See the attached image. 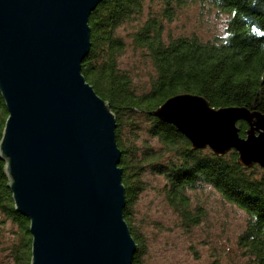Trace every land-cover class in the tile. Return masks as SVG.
I'll use <instances>...</instances> for the list:
<instances>
[{"label":"water","instance_id":"95a60500","mask_svg":"<svg viewBox=\"0 0 264 264\" xmlns=\"http://www.w3.org/2000/svg\"><path fill=\"white\" fill-rule=\"evenodd\" d=\"M101 1L0 0V159L14 209L29 221V264H132L115 116L81 71ZM152 114L194 150L233 149L243 167L264 168L260 111L178 93Z\"/></svg>","mask_w":264,"mask_h":264},{"label":"trees","instance_id":"16d2710c","mask_svg":"<svg viewBox=\"0 0 264 264\" xmlns=\"http://www.w3.org/2000/svg\"><path fill=\"white\" fill-rule=\"evenodd\" d=\"M154 1L160 3L158 11L148 10L145 15ZM194 3L226 14L224 34L206 40L196 34L164 36L165 23ZM88 24L90 48L81 71L115 116L121 151L118 165L125 188L123 216L136 242L132 264H143L145 253L144 237L133 223V204L145 189L142 175L146 170L163 177L164 198L185 228L198 225L205 213L201 205L192 207L188 189L209 184L242 209L247 219L237 246L252 264H264V168L258 164L243 167L233 149L222 155L208 147L194 150L173 124L152 114L178 93L201 95L215 108L243 106L264 114V0H102L90 12ZM126 27L125 36L150 64L148 86L141 91L130 71L119 63L126 50L121 33ZM138 112L148 120L146 133L157 139V147L147 140L137 143L140 136L132 118ZM7 115L0 94V139ZM236 124L244 136L246 122ZM0 212V225L6 218L17 224L20 241L14 245L15 263L29 264V221L14 209L1 159Z\"/></svg>","mask_w":264,"mask_h":264},{"label":"rangeland","instance_id":"374dc122","mask_svg":"<svg viewBox=\"0 0 264 264\" xmlns=\"http://www.w3.org/2000/svg\"><path fill=\"white\" fill-rule=\"evenodd\" d=\"M160 3L154 1L144 10L158 11ZM226 14L214 8L194 3L180 9L176 18L165 23L164 36L196 34L203 40L224 34ZM129 28L121 33L125 36ZM126 50L119 59L120 67L130 71L138 91L148 84L150 64L135 50L130 38L125 36ZM139 134L138 144L147 140L157 147L156 138L146 133L148 120L141 112L133 115ZM126 131V126H123ZM145 189L133 204L134 225L145 240L143 264H252L237 246L238 235L246 226V213L235 204L226 201L209 184L188 189L191 205H201L204 216L198 225L184 227L177 213L164 198L161 175L145 171L142 175ZM3 214L0 212V220ZM0 264H16L14 245L18 244L17 224L6 218L0 225ZM27 255V254H26Z\"/></svg>","mask_w":264,"mask_h":264}]
</instances>
